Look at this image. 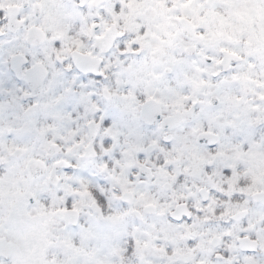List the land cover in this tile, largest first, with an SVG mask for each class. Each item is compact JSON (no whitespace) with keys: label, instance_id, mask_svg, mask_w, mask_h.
<instances>
[{"label":"clouds","instance_id":"9594fccd","mask_svg":"<svg viewBox=\"0 0 264 264\" xmlns=\"http://www.w3.org/2000/svg\"><path fill=\"white\" fill-rule=\"evenodd\" d=\"M0 264H264V0H0Z\"/></svg>","mask_w":264,"mask_h":264}]
</instances>
